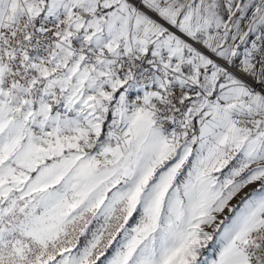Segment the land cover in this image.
I'll return each instance as SVG.
<instances>
[{
	"label": "snow or ice",
	"instance_id": "1",
	"mask_svg": "<svg viewBox=\"0 0 264 264\" xmlns=\"http://www.w3.org/2000/svg\"><path fill=\"white\" fill-rule=\"evenodd\" d=\"M0 264H264V0H0Z\"/></svg>",
	"mask_w": 264,
	"mask_h": 264
}]
</instances>
